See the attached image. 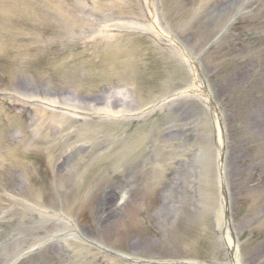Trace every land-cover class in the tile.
Wrapping results in <instances>:
<instances>
[{
    "label": "rangeland",
    "instance_id": "obj_1",
    "mask_svg": "<svg viewBox=\"0 0 264 264\" xmlns=\"http://www.w3.org/2000/svg\"><path fill=\"white\" fill-rule=\"evenodd\" d=\"M0 264H264V0H2Z\"/></svg>",
    "mask_w": 264,
    "mask_h": 264
},
{
    "label": "bare ground",
    "instance_id": "obj_2",
    "mask_svg": "<svg viewBox=\"0 0 264 264\" xmlns=\"http://www.w3.org/2000/svg\"><path fill=\"white\" fill-rule=\"evenodd\" d=\"M2 0H0V2H1ZM26 89V88H25ZM28 90H29V88H28ZM28 93H31V92H29V91H27ZM101 98H102V96L101 97H99V98H95V97H91V96H88L87 97V99H82V98H79L78 97V99L81 101V103H83V104H92V105H94L93 107H95V106H97L98 105V103L100 102V100H101ZM77 99V100H78ZM112 107H114L115 105H117V102H112L111 104H110ZM88 107V106H87ZM225 227H227V223H225ZM227 232V231H226ZM227 235H226V237H227V243H228V248H229V251H233L234 250V248H235V246H234V244L232 243V240L230 239V237H229V235H228V232L226 233Z\"/></svg>",
    "mask_w": 264,
    "mask_h": 264
}]
</instances>
